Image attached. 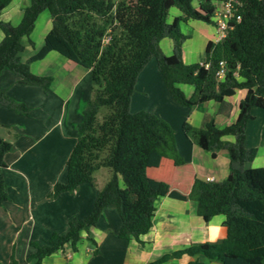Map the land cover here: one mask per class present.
<instances>
[{"label": "trees", "instance_id": "1", "mask_svg": "<svg viewBox=\"0 0 264 264\" xmlns=\"http://www.w3.org/2000/svg\"><path fill=\"white\" fill-rule=\"evenodd\" d=\"M215 1L198 0H28L15 25L0 19V71L9 69L21 83L47 90L50 75L35 74L30 63L55 50L69 60L88 68L91 97L76 124L77 138L66 160V177L56 182L49 197L72 190L77 184H94V172L101 166L111 171L97 189L89 213L73 218L64 233L52 232L46 242L29 241L32 250L27 260L41 264L42 259L69 244L76 250L80 231L96 225L105 207H115L121 219L118 236L143 243L149 231L156 198L169 189L168 183L153 186L147 177L149 156L157 152L182 162L170 124L153 111L131 110V96L138 74L154 59L169 96L177 104L193 107L213 100L225 105V98L245 89L238 103L236 119L218 126L213 119L203 127L182 123L184 134L204 150H222L229 159V173L223 180L194 178L189 198L195 200L197 213L208 221L224 216L225 236L219 241L192 243L166 252L145 264H177L173 259L186 255L185 264H204L203 259L220 264H264V166L246 167L257 155L255 146H246V125L253 118L252 108L264 104V0H239L240 19L232 20L221 41L208 40L202 62L185 63L182 44L187 38L179 22L197 19L214 24ZM11 0H0V12ZM171 6L181 15L166 20ZM48 10L51 27L42 46L27 60H21L22 37H29L42 10ZM163 37L173 39L172 52L161 47ZM226 63V74L218 79L219 61ZM208 63L206 67L204 64ZM194 86L187 97L178 84ZM0 104L27 114L28 107L0 90ZM99 114L101 117L99 118ZM233 140H224L223 135ZM11 142L0 136V205L9 200L3 170L5 153ZM121 180V183H120ZM0 264H2L0 262ZM10 264H18L11 255Z\"/></svg>", "mask_w": 264, "mask_h": 264}, {"label": "crops", "instance_id": "2", "mask_svg": "<svg viewBox=\"0 0 264 264\" xmlns=\"http://www.w3.org/2000/svg\"><path fill=\"white\" fill-rule=\"evenodd\" d=\"M218 1H215L217 3ZM28 0H11L0 12V19L15 25L19 22ZM199 7V2L194 5ZM171 6L166 20L171 22L181 11ZM46 10V9H45ZM42 10L33 30L41 22V32L28 43L22 37L23 50L19 52L25 61L43 44L45 33L51 27V17ZM206 22L197 19L180 21V29L197 31L199 44L213 40V31L202 29ZM30 36V35H29ZM3 33L0 30V41ZM182 44V58L185 63L201 62L199 48ZM162 51L169 55L174 41L163 37ZM33 73L50 75L51 84L47 90L39 85L21 83L18 76L9 69L0 71V90L6 91L14 100L23 102L28 113L23 114L0 104V136L9 140L11 149L4 155L6 167L3 170L9 200L0 205V262L10 264L14 255L18 264H34L27 260L32 248L29 241L44 243L52 232L64 233L73 218L85 217L92 206L99 185L94 176V184L82 182L72 190L61 191L53 197L48 193L56 182L65 181L66 160L76 141V124L82 118V110L91 97V75L88 68L75 63L55 50L43 58L30 63ZM189 97L193 93L191 84H178ZM245 89L225 98L224 108L213 100L198 103L193 107L177 104L171 99L157 64L152 58L138 74L135 91L131 96L130 109L153 111L165 119L174 130L175 143L182 162L178 165L169 157L153 152L147 163V177L151 185L160 181L168 183L169 189L155 200L152 226L141 236L143 243L131 238L118 236L121 219L115 207H105L94 226L81 230V240L77 249L65 244L63 249L45 256L41 264H145L162 254L181 249L192 243L219 241L225 234L224 216H213L205 221L198 213L195 200L188 194L194 178L220 181L229 173V159L222 150H204L184 134L182 123L188 121L193 126L203 127L211 119L218 126L232 123L238 113V103L245 95ZM253 118L246 125L245 145L258 149L254 159L246 167L264 166V104L252 108ZM224 140H233L232 135H223ZM121 183V180H120ZM24 231L23 244L17 252V238ZM28 245V249H27ZM27 249V250H26ZM190 257L184 255L173 259L177 264H185ZM204 264H220L203 259Z\"/></svg>", "mask_w": 264, "mask_h": 264}, {"label": "rangeland", "instance_id": "3", "mask_svg": "<svg viewBox=\"0 0 264 264\" xmlns=\"http://www.w3.org/2000/svg\"><path fill=\"white\" fill-rule=\"evenodd\" d=\"M197 3H198V0H193V5H196ZM218 5H219V3H218ZM171 9H175V7L171 8ZM44 13L48 14L47 10H45ZM41 22H42L41 19L38 20V23L36 24V26H35V28H34V30L32 32L33 33L32 34L33 37H36V36H38L40 34L41 27H42ZM201 28L202 29H198L197 28L196 30L202 31V32H206V33H211V31H213V34H214L213 37L214 38L216 37V30H215V25L214 24L205 23L204 25H202ZM183 29L186 32L184 34H186L188 36L186 44L189 43V46H191L194 49H197L200 46L199 50H201V51H200V55L199 56H201L202 52L204 53V51H205V45H206L207 41H204V43H202V49H201V45L199 44V41H200V38H201L200 34L197 31L196 32L193 31V30L190 31V30H188L187 28H184V27H183ZM181 31L183 32V30H181ZM29 37H31V34H30ZM100 117H101V114H99V118ZM258 161H259V159H254L255 163H257ZM110 174H111V171H110V169L108 167L101 166L97 170H95L93 175L97 179L98 184L101 185V184L105 183V181L110 176ZM23 235H24V231H21L20 236H18V238H17V252L18 251L20 252V249L26 248V246L22 242L23 241V238H22ZM27 249H28V245H27ZM22 264H28V263L27 262H23Z\"/></svg>", "mask_w": 264, "mask_h": 264}, {"label": "built area", "instance_id": "4", "mask_svg": "<svg viewBox=\"0 0 264 264\" xmlns=\"http://www.w3.org/2000/svg\"><path fill=\"white\" fill-rule=\"evenodd\" d=\"M240 4L241 2L239 0H223L215 3L212 15L216 30L215 42L224 39L232 20L238 21L240 19V14L237 12ZM204 65L207 67L208 63H205ZM226 72V63L224 60H220L219 68L216 71L217 78H222Z\"/></svg>", "mask_w": 264, "mask_h": 264}]
</instances>
